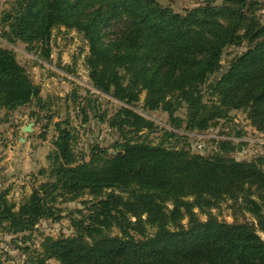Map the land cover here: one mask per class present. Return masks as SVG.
I'll return each mask as SVG.
<instances>
[{"label":"trees","instance_id":"16d2710c","mask_svg":"<svg viewBox=\"0 0 264 264\" xmlns=\"http://www.w3.org/2000/svg\"><path fill=\"white\" fill-rule=\"evenodd\" d=\"M70 1L24 0L11 27L24 33L35 14V36L42 53L48 54L51 28L73 24L88 42L86 65L93 87L121 103L130 105L145 91L150 110L171 113L176 103L183 104L185 129L198 132L227 111L242 110L252 126L264 132V25L243 13L256 2L228 0L220 8L205 6L179 14L163 7V0H94L99 1L98 8L72 18L66 14L69 5L87 0ZM119 10L131 20V28L113 48L104 43L102 31ZM242 40L249 41V48L231 61L218 81L207 85L211 101L204 100L202 86L218 68L222 50ZM37 95L25 69L0 47V108L25 106ZM111 127L122 135L125 128L139 132L152 129L153 123L121 107ZM55 129L48 181L33 188L16 211L15 204L0 194V221L15 232L42 218H54L55 203L91 196L84 203L85 215L73 220L75 235L49 240L47 257L59 264H264L260 160L237 161L222 152L229 145L222 141L213 153L199 155L186 143L166 147L162 140L156 145L126 141L115 155L92 154L85 163L76 161L69 131L60 124ZM225 200L255 223L196 217L194 210L208 212Z\"/></svg>","mask_w":264,"mask_h":264},{"label":"rangeland","instance_id":"374dc122","mask_svg":"<svg viewBox=\"0 0 264 264\" xmlns=\"http://www.w3.org/2000/svg\"><path fill=\"white\" fill-rule=\"evenodd\" d=\"M23 1L0 0V47L14 56L38 89L32 103L15 109L0 108V194L4 193L6 199L15 204V211L33 188L48 181L55 155L56 124L69 131L70 146L79 162L88 163L92 154L111 157L120 152V146L126 141H146L156 145L164 140L166 147H181L186 143L192 153L199 155L213 153L222 141L229 144L222 151L224 154L237 161L260 160L264 168V132L252 126L246 112L227 111L226 116L213 122L207 130L198 132L185 129L186 107L183 104L176 103L171 113L161 109L150 110L145 106V91L132 104L121 103L93 87L86 65L88 42L83 32L73 24H55L51 28L48 54L42 53L40 38L35 36L38 25L35 14L30 17L29 28L24 33L15 26L11 27L17 12L25 5ZM251 1L256 4L246 6L243 13L264 25V0H246L247 3ZM98 3L87 0L76 7L70 4L66 14L73 15L72 18L88 15L98 8ZM160 4L175 13L184 14L205 6L215 9L227 6L228 0H163ZM249 7L252 9L246 11ZM70 21L73 22L71 18ZM130 22L122 11H117L102 31L104 43L116 48L114 41L122 39L130 31ZM249 46L248 40H242L222 50L218 68L202 86V93L206 95L204 100L211 101L207 85L218 81L231 61ZM172 101H176L175 97ZM121 107L131 108L142 115L153 123V128L139 132L125 128L120 135L111 124ZM173 119H179L178 123L173 124ZM27 126L31 131L23 130ZM165 132L175 136L166 138ZM40 171L44 173L40 175ZM91 199L90 195L81 194L72 201L55 203L58 212L54 218H42L21 232H15L8 222L0 221V264H59L47 257L46 245L49 240L75 235L73 220L85 215L84 203ZM194 213L200 221L211 216L227 224L255 223L248 214L235 212L230 200L219 202L208 212L194 210ZM112 233H117V230H112ZM259 235L263 237L261 232Z\"/></svg>","mask_w":264,"mask_h":264},{"label":"water","instance_id":"95a60500","mask_svg":"<svg viewBox=\"0 0 264 264\" xmlns=\"http://www.w3.org/2000/svg\"><path fill=\"white\" fill-rule=\"evenodd\" d=\"M23 130L29 132V131H31V127L30 126L24 127Z\"/></svg>","mask_w":264,"mask_h":264}]
</instances>
